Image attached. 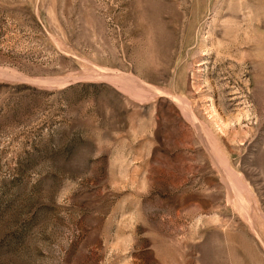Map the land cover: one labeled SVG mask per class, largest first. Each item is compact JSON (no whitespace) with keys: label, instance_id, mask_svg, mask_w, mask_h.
<instances>
[{"label":"rangeland","instance_id":"1","mask_svg":"<svg viewBox=\"0 0 264 264\" xmlns=\"http://www.w3.org/2000/svg\"><path fill=\"white\" fill-rule=\"evenodd\" d=\"M0 264H264V0H0Z\"/></svg>","mask_w":264,"mask_h":264}]
</instances>
